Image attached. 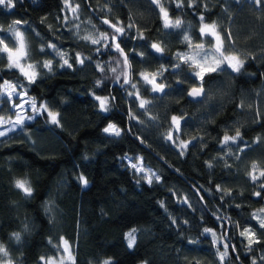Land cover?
I'll list each match as a JSON object with an SVG mask.
<instances>
[{
    "label": "trees",
    "instance_id": "1",
    "mask_svg": "<svg viewBox=\"0 0 264 264\" xmlns=\"http://www.w3.org/2000/svg\"><path fill=\"white\" fill-rule=\"evenodd\" d=\"M74 1L82 8V19L92 21L97 30L116 34L103 23L106 17L123 28V34L118 33L116 42L99 45L83 39L64 0H15L14 8L0 6L4 29L17 19L27 22L17 27L29 45L27 63L35 64L38 74L29 84L18 70L7 69L4 54L0 76L15 84L19 78L21 89L59 114L58 124L46 112L0 137V242L9 250V257L0 254V260L41 264V256L65 254L63 238L71 245L75 264H101L108 258L113 264H252L253 259L264 264V229L256 218L264 212V0L241 5L234 0H195L191 8L185 0L182 10L172 0H161L172 17L188 23L192 38L197 37L200 14L205 22L230 29L245 59L240 73L227 69L206 75L207 95L196 101L188 98V89L198 82L185 74L187 65L172 70L178 64L174 53L187 49L181 42L185 33L168 32L156 4ZM49 42L65 54L71 68L61 67L63 59L46 47ZM115 43L129 55L136 89L131 83L113 86ZM152 43L164 48L163 56ZM48 60L51 71L43 67ZM161 65L167 69L159 81L166 93L153 94L139 74L160 70ZM108 93L115 100L105 113L94 94ZM139 99L150 103L141 109ZM175 115L181 117L179 129L171 119ZM110 123L121 129L119 136L103 131ZM237 128L242 139L224 145L225 132L235 135ZM129 157L142 158L160 179L149 184ZM250 173L258 179L253 181ZM24 178L33 188L30 197L14 187L16 179ZM257 191L261 196L254 195ZM133 228L136 243L130 249L125 234ZM205 228L220 233L222 242L214 244ZM245 228L255 231L260 241L251 250L240 235ZM13 232L21 234L19 243L10 238ZM224 244L228 255L222 262L217 249L223 252Z\"/></svg>",
    "mask_w": 264,
    "mask_h": 264
},
{
    "label": "snow or ice",
    "instance_id": "2",
    "mask_svg": "<svg viewBox=\"0 0 264 264\" xmlns=\"http://www.w3.org/2000/svg\"><path fill=\"white\" fill-rule=\"evenodd\" d=\"M153 4H156L159 7L160 13L162 14L163 18V27L165 29H181L183 27V21L180 18L171 19L169 16V11L167 8L164 7V5L161 3V0H151ZM172 2L175 5L176 9L182 10L184 7L185 0H172ZM195 0H188V7L194 6ZM255 3L259 4L261 3V0H254ZM0 6L6 7L8 9L15 7V0H0ZM205 11H208L207 5L204 6ZM75 11V9H73ZM199 21L201 26L198 29L199 36L201 38H208L206 40L202 39L201 42L193 43V38L189 36L188 34H183L182 43H186L187 47L191 50L189 52H177L175 54V58L182 61L183 64L188 65L190 69H194V71L190 74L189 78H195L198 79L201 83L200 85L191 87V90L188 92V95L190 97L196 98L201 96H206L203 82L206 75H209L211 73L216 72H223L227 69H231L234 73H240L245 65V59H242L239 54L234 50L235 48V42L232 37V32L230 29H222L220 24H218L216 21L212 22H205V16L203 14L199 15ZM104 24H109L110 27L115 29L116 33L123 34L124 29L120 27H116L115 24H110V21L105 19L103 21ZM21 24H27L26 21L22 20H14L12 24L9 25L7 29H4L2 26H0V33H7L6 35L0 34V61H3L4 54H6L7 58V64L6 67L9 70L16 69L19 71V73L28 81L29 84L35 83L37 78V72L35 71L36 65L33 63H27L28 59L30 58V51H29V45L26 42L25 32L21 31L18 25ZM39 35V33H37ZM101 37H103L105 40L107 39V34L101 33ZM85 40L91 39V37H83ZM112 40H116V36H112ZM227 41V43H226ZM92 44H99V39H91ZM208 45L206 47L205 45ZM11 44V46H10ZM46 47L52 49L55 51L56 55L60 56L61 59H63V64H61V67H64L67 65V67L71 68L72 65L69 64L67 59H64V53L59 51L57 46L51 42H49ZM106 47H111L110 45H106ZM152 49L155 50L156 53L161 54L163 56L164 48L161 47L158 43H152L150 45ZM115 49L124 57L123 63L125 66L130 67L129 64V58L128 54L124 52V49L121 48L119 43H115ZM41 52H44V46H41L40 48ZM99 51V49H97ZM139 56L144 57L145 54L143 52L138 53ZM253 59L255 57H252ZM77 59H79V54L77 55ZM79 62L82 64L84 61L82 59L79 60ZM119 63V61H117ZM51 65L52 61L48 60L43 63L44 68H48L49 71H51ZM99 67V65H98ZM181 67L180 64H174L173 68L179 69ZM162 70H158L157 72L149 73V72H141L139 75L142 78V80L148 84L151 85V91L152 92H163L165 85L163 83L157 82V76H162L163 71H166L167 69L163 68V65H161ZM2 70V69H0ZM113 72L116 71L115 68L111 69ZM124 74V73H122ZM125 75L124 84H129L130 80L128 79L127 75ZM117 81L119 80V76L116 77ZM0 80L3 81L2 84H0V104H4L6 102L11 103V107L13 109L20 108L23 109L22 103H17L15 100H13V97L15 96L17 100L21 95H26L27 93H20L17 91V88H23L24 85L19 82V78H17V83L13 84L9 80L4 79L2 76H0ZM179 82V81H178ZM101 82L97 81V85L99 86ZM123 87V85H122ZM131 87L133 89H136L137 85L135 83H131ZM129 96H132L133 93L129 92ZM137 97H139V93H136ZM95 100L99 102V109L102 112H108L110 111L109 108V97L107 96H101V95H95ZM112 100H115V97H112ZM150 101L145 99H139V107L141 109H144L147 104H149ZM243 107V104L240 105ZM41 108H43L45 111H47L48 116L51 118V121L53 123L58 124L59 120L57 119L58 113L49 111L47 109L46 105H41ZM31 108L33 111H39L37 109L35 99L33 98L31 100ZM15 120L13 121L10 117L5 118L4 116H0V125L4 124H11V127L8 128L6 131H0V137L7 135L8 132L14 131L17 126L23 127L25 124V120H31L34 117L33 116H23L20 112H14ZM257 115L259 116V112H257ZM134 118V117H133ZM173 123L177 125V128L179 129L180 119L181 117L178 116H172L171 117ZM105 133H108L110 135L119 136L121 134V130L115 125V124H108L107 127L103 129ZM169 139H171V136H169ZM238 139H242L240 129L237 128L235 131V135H228L227 132H225L223 136V144L227 145L229 142L236 143ZM261 138L257 137L256 141L258 142ZM183 144V142H181ZM184 147H187L185 144ZM243 150V149H241ZM211 167V164H209ZM132 167L136 169L137 171H141L139 167H137L136 164H133ZM257 165L253 163L252 168L256 169ZM154 175V174H153ZM251 175V173L249 174ZM260 176L264 177V171L260 172ZM157 180L160 178L157 176ZM251 179L253 181H256L258 179L257 176L251 175ZM79 180L83 185H87L88 181L87 179L81 175L79 177ZM152 180L149 177L148 183L151 184ZM14 187L21 190L25 197H30L33 192V188L31 186V183L27 178L24 179H16L14 181ZM261 188H264V184L261 185ZM255 196L259 197L261 196V192L257 191L254 193ZM261 211H264L262 209ZM256 214L254 213L253 216ZM259 221V227L261 229H264V219H261L259 217H256ZM25 230H27V226H25ZM136 232L137 229L133 228L129 232L125 234V238L127 240V246L128 248H133V246L136 243ZM204 233H211L213 237V243H216V234L213 232L210 228H205ZM240 235L243 237H246L248 239V245L247 247L249 250H251V246L254 243H260L258 239H256V232L253 231L250 228H245L243 231L240 232ZM11 239H14L17 243L21 240V234L19 232H13L11 234ZM62 239V247L63 252L66 253V256H61L59 260V264H65V261L70 262V264H75V257L72 254L71 251V245L67 240ZM49 243H51V240H49ZM57 248V252L60 251L59 246H54ZM228 244H224V251L219 252V249H217L219 253V258L223 262L224 258L228 255ZM233 250H235V246H233ZM0 254H2L3 257H9V250L4 245L3 242H0ZM41 260H45L44 256L40 257ZM261 259H264V256L261 257ZM0 264H13V261L9 258L6 262L3 260H0ZM45 264H56L54 257H48L47 260H45ZM101 264H113V261L111 258L105 259L101 262ZM147 264V262H145ZM252 264H256L255 259H253Z\"/></svg>",
    "mask_w": 264,
    "mask_h": 264
},
{
    "label": "rangeland",
    "instance_id": "3",
    "mask_svg": "<svg viewBox=\"0 0 264 264\" xmlns=\"http://www.w3.org/2000/svg\"><path fill=\"white\" fill-rule=\"evenodd\" d=\"M235 2L239 3L240 5L243 4L244 2H247L248 0H234ZM249 1H252L254 2V0H249ZM65 2V7H66V10L68 12L69 10V13L70 15L76 20L77 24H78V27H79V30L80 32L86 37V36H89L91 37V39H99L100 40V43L99 44H103V43H109L112 41V37L111 35L107 34V39L105 40L103 37H101V33H105L103 31H101L100 29L97 30L95 28V26L89 22V21H86L85 19H82V8L81 6L76 3L74 0H64ZM162 3V2H161ZM255 3V2H254ZM238 4V5H239ZM73 9H75V11H73ZM169 16L171 19H176V18H180L182 21H183V27L181 29H167V31H172V32H175L176 30H181L183 31L184 33L186 32V34H188L189 36L192 37L191 33H190V30L188 29V23L182 19L181 17H172L169 13ZM201 26L200 22L197 24V31L199 29V27ZM129 28H131V25H128ZM106 34V33H105ZM112 35H115V36H118V33L116 34H112ZM195 39V40H194ZM204 39H208V38H201L199 36V32L197 34V37H193V43H198V42H201V40ZM26 42H27V39H26ZM28 43V42H27ZM97 44V45H99ZM11 46V44H10ZM206 47H208L207 43L205 45ZM234 50L237 52V54L240 55V52L237 48H234ZM191 51L188 47L186 50L184 51H178V52H189ZM115 56L113 57L112 61L110 62V69L112 68H115L116 71L113 72L112 70V78L114 79V82H118L120 83L121 85H125L124 84V79H125V75H127V77H129V69L127 66L124 65L123 63V59L124 57L122 55H120V53L116 51L115 49ZM177 53V52H176ZM174 53V57H175V54ZM175 60L178 62V64H181L183 63L182 61L178 60L175 58ZM117 61H119V63H117ZM161 70V69H160ZM36 71V69H35ZM158 70H155V71H150V70H147L146 72H149V73H153V72H157ZM194 71V69H190L187 65L186 67V70H185V74H188V76H190V74ZM124 73V74H122ZM163 74H164V71H163ZM132 75V74H131ZM119 76V80L117 81L116 77ZM163 76V75H162ZM162 76H157V81H160L161 82V78ZM131 79H132V76H131ZM131 79H130V83H131ZM194 80H196L198 83H197V86L200 85V81L198 79H195L193 78ZM13 83V82H11ZM129 83V84H130ZM133 83V82H132ZM15 84V83H13ZM142 84L144 86H148L149 89L151 90V85H148L146 84L143 80H142ZM178 84H180V81L178 82ZM165 85V84H164ZM166 86V85H165ZM17 91L20 92V93H27L26 90L24 89H21L20 87L17 88ZM123 93L126 94V89L123 90ZM102 96V95H101ZM104 96H107L109 97V108L111 109V107H113L112 105V98L110 96V94L108 93L107 95H104ZM34 97L29 95L28 93L26 95H21L19 97V99L17 100V98L14 96L13 97V100H15L17 103H22L23 104V109H20V108H16V109H13L11 107V103L8 102L7 103V106H6V109H4V104H0V116H4L6 119L7 118H11L13 121L15 120V115L13 114L14 112H20L23 116L27 117V116H33L35 119L38 115H42L44 113H46L47 111H45L43 108H41L40 106L43 104V105H46L47 106V109L49 111H52V112H57L55 109H52L50 108V106H48L46 103H43L41 101H38L37 99H35V103H36V106H37V109H39V111H33L32 108H31V100L33 99ZM9 109V114L7 115L5 112ZM52 109V110H51ZM176 116V115H175ZM179 117V116H178ZM33 119L31 120H25V123L28 122V121H32ZM51 119V118H50ZM180 124H181V119H180ZM180 124H179V128H180ZM174 126L175 128H177V125L174 123ZM11 127V124H4V125H0V131H6L8 128ZM118 127V126H117ZM17 128H20V126H17ZM16 128V129H17ZM119 128V127H118ZM120 129V128H119ZM178 129V128H177ZM121 130V129H120ZM122 132V131H121ZM128 162L129 164L132 166L133 164H136L137 167H139L140 169H142L141 171H137L139 174H141L142 176H144L145 178H155L158 176L157 172L156 171H153L151 168H149L148 166L145 165V163L143 162V159L142 158H132V157H129L128 158ZM154 174V175H153ZM262 217L261 219H264V212L262 213ZM216 243H220L222 242V237H221V234L220 233H216ZM73 254V253H72ZM67 254L65 253L64 255L62 256H66ZM48 257H45V260H47ZM55 258V257H54ZM61 256H59L58 258H55V261H56V264H59V260H60ZM45 260H41V264H45ZM7 261V260H6ZM65 264H70V262L68 261H65Z\"/></svg>",
    "mask_w": 264,
    "mask_h": 264
},
{
    "label": "water",
    "instance_id": "4",
    "mask_svg": "<svg viewBox=\"0 0 264 264\" xmlns=\"http://www.w3.org/2000/svg\"><path fill=\"white\" fill-rule=\"evenodd\" d=\"M103 20H105V19H107L108 21H110L108 18H106V17H103L102 18ZM111 23V22H110ZM117 41V39L115 40V42ZM127 54V53H126ZM128 58H129V55H128ZM129 64H130V62H129ZM128 69H129V77H128V79L130 80L131 79V74H132V68H131V65H130V67H128ZM172 70L173 71H176L177 69H175V68H172ZM158 83H160L159 81H157ZM118 85L120 88H124V87H126L128 84H125V85H123V87H122V85H119L117 82H115L114 84H113V86H115V85ZM152 87V86H151ZM193 87V86H192ZM198 87V86H197ZM191 90V87L188 89V92ZM153 94H165L166 93V86H165V88H164V91L163 92H152ZM188 98L190 99V100H192V101H196V100H199V99H201L202 98V96L201 97H196V98H193V97H190L189 95H188Z\"/></svg>",
    "mask_w": 264,
    "mask_h": 264
}]
</instances>
